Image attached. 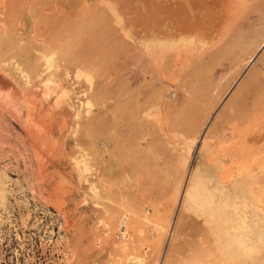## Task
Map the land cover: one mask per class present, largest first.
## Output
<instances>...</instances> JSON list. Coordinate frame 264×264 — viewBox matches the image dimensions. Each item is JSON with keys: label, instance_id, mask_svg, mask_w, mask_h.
Returning <instances> with one entry per match:
<instances>
[{"label": "rangeland", "instance_id": "374dc122", "mask_svg": "<svg viewBox=\"0 0 264 264\" xmlns=\"http://www.w3.org/2000/svg\"><path fill=\"white\" fill-rule=\"evenodd\" d=\"M0 264H264V0H0Z\"/></svg>", "mask_w": 264, "mask_h": 264}, {"label": "bare ground", "instance_id": "6f19581e", "mask_svg": "<svg viewBox=\"0 0 264 264\" xmlns=\"http://www.w3.org/2000/svg\"><path fill=\"white\" fill-rule=\"evenodd\" d=\"M45 38H46V37H42L41 40L44 42V41H45ZM72 57H74V56H72ZM71 59H72V58H71ZM75 61H76V60H75ZM76 62H77V61H76ZM49 128H50V127H49ZM47 134H48V133H47ZM41 136H42V134H41ZM39 137H40V136H39ZM46 138H47V137H46ZM41 139H42V138H41ZM43 140H44V139H43ZM45 141H46V140H45ZM43 142H44V141H43Z\"/></svg>", "mask_w": 264, "mask_h": 264}]
</instances>
